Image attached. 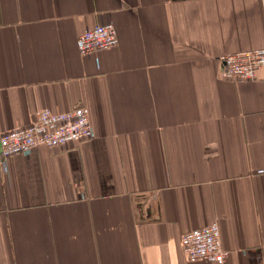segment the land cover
<instances>
[{
    "label": "crops",
    "instance_id": "obj_1",
    "mask_svg": "<svg viewBox=\"0 0 264 264\" xmlns=\"http://www.w3.org/2000/svg\"><path fill=\"white\" fill-rule=\"evenodd\" d=\"M111 23L118 46L77 41ZM264 0H0V139L36 113L90 110L95 137L6 160L0 264H185L218 223L225 263L264 264Z\"/></svg>",
    "mask_w": 264,
    "mask_h": 264
},
{
    "label": "built area",
    "instance_id": "obj_2",
    "mask_svg": "<svg viewBox=\"0 0 264 264\" xmlns=\"http://www.w3.org/2000/svg\"><path fill=\"white\" fill-rule=\"evenodd\" d=\"M118 44V33L111 23L84 31L77 41L78 49L84 56L112 49ZM219 61L223 78L254 80L258 70L264 67V49L224 55ZM94 137L90 110L87 107L79 106L65 113L45 109L36 113L35 120L29 127L1 136V157L6 160L15 155H27L39 147L61 149ZM181 245L187 259L185 264L225 263L229 256V252L222 246L218 223L187 232Z\"/></svg>",
    "mask_w": 264,
    "mask_h": 264
}]
</instances>
